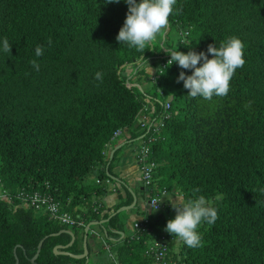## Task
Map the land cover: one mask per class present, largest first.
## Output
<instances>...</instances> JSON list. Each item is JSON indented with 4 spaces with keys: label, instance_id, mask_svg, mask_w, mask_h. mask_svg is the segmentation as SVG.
Returning <instances> with one entry per match:
<instances>
[{
    "label": "trees",
    "instance_id": "16d2710c",
    "mask_svg": "<svg viewBox=\"0 0 264 264\" xmlns=\"http://www.w3.org/2000/svg\"><path fill=\"white\" fill-rule=\"evenodd\" d=\"M173 7L169 29L139 52L116 41L128 11L124 0H0V187L12 196L0 200V264H15V258L31 264L40 241L35 264H84L53 249L70 242L67 234H54L72 230L75 241L66 251L81 254L85 228L60 226L19 205L13 196L20 189L50 194L85 226L108 219L100 226L106 238L119 239L112 231L124 232L123 213L110 215L133 198L127 190L103 212L105 180L120 181L113 169L123 146L110 158L106 149L123 134L124 146L145 139L138 121L146 112L163 128L149 147L156 167L153 187L140 193L143 202L161 189L178 191L186 202L199 189L196 196L218 211L213 225L198 227L203 247L181 241L174 264H264V0H176ZM232 36L245 45L246 64L234 73L226 97L192 98L177 83L181 71L191 70L175 63L161 68L170 58L167 49L206 53L208 45L219 47ZM5 37L11 54L3 51ZM37 45L44 48L40 57ZM151 74L158 76L155 84ZM83 205L88 210L81 214ZM142 214L151 233L118 240L119 264H151L144 240L172 236L164 230L175 218L168 200L157 212Z\"/></svg>",
    "mask_w": 264,
    "mask_h": 264
},
{
    "label": "clouds",
    "instance_id": "9594fccd",
    "mask_svg": "<svg viewBox=\"0 0 264 264\" xmlns=\"http://www.w3.org/2000/svg\"><path fill=\"white\" fill-rule=\"evenodd\" d=\"M124 2L128 6V11L124 24L116 36V41L120 45L127 44L129 48L145 52L146 46L156 39L158 33L169 29V17L174 13L173 6L176 0H139V2L124 0ZM111 3H120V0H106V4ZM47 43L51 46V38ZM177 47L165 50L170 56L167 66L170 67L175 63L181 69L191 70V75H186L184 71H181L177 83L183 82L184 88L188 90V96L192 98L201 96L205 100H211L214 95L226 97L230 90L229 82L234 73L246 64L243 58L245 45L235 36L228 37L220 43L219 47L208 45L206 53L189 51L185 54L178 51ZM3 51L11 54V45L6 37L3 40ZM43 52L44 48L37 45L36 57L42 56ZM209 55L211 59L208 58ZM29 63L35 71L40 70V64L36 59L30 60ZM95 78L102 82L103 74L98 72ZM199 191V189H194L193 197L195 198H189L186 202L183 197L178 198L176 202L168 200L175 211V218L167 221L164 230L191 249L203 247L198 227L204 223L211 226L219 218L217 209L205 196H196ZM158 205L155 211H158Z\"/></svg>",
    "mask_w": 264,
    "mask_h": 264
},
{
    "label": "built area",
    "instance_id": "2783aa9c",
    "mask_svg": "<svg viewBox=\"0 0 264 264\" xmlns=\"http://www.w3.org/2000/svg\"><path fill=\"white\" fill-rule=\"evenodd\" d=\"M169 59L170 58L165 59V62L161 64V68H164L167 65V61ZM160 72L161 69L158 70V73ZM157 77L158 76L155 74L150 75L152 84L156 83L155 80ZM169 109L170 98L167 99L162 106L163 111L161 119L166 120L169 118ZM144 111H146V109H144ZM154 121L155 120H151V113L148 114V112H146V114L140 115L138 124L140 125L141 131L144 132L145 139L137 142L133 153L140 173L141 186L142 188L146 189H149L154 185L152 176L156 167L154 162L150 160L149 147L157 140L160 131L163 128V123L161 120ZM119 134V131L115 132L114 137ZM105 185L110 187L111 183L108 180H105ZM11 197L12 196H8L6 192L0 187V200L10 201ZM166 197L167 192L165 189L158 190L156 194L151 196L149 200L144 203V212H157L155 211L156 206L160 203L158 205L159 210L161 203L166 199ZM13 198L18 201L19 205L29 207L36 212L45 213L49 221L55 222L60 226L76 229L86 228L84 221L78 214L72 215L64 211L61 204L54 200L50 194L44 191L20 189L14 194ZM131 229L132 233L129 235V239L131 240H138L141 235H150L151 233L148 220L144 214L141 215L140 220L132 224ZM175 238V236L161 235L159 237L151 236L150 238L144 240V255L150 259L151 264H174V262L169 260V254L171 250V244L177 239ZM104 246L107 247L108 258L111 260V264H119L115 259L114 254L108 250V245L106 246V244H104Z\"/></svg>",
    "mask_w": 264,
    "mask_h": 264
},
{
    "label": "crops",
    "instance_id": "0c3cea01",
    "mask_svg": "<svg viewBox=\"0 0 264 264\" xmlns=\"http://www.w3.org/2000/svg\"><path fill=\"white\" fill-rule=\"evenodd\" d=\"M127 137L128 136L126 134L120 135L118 137V139H116L114 141V143L112 145H109L106 149V155L108 158H110V155L115 150H117L118 148L123 146V148H121V150L119 151V153L117 155V159L114 163V169H113V172L118 176V179H120V181H114L115 182L114 184H111L110 187L108 186L109 193L107 195H105L103 198H101L102 206H104V210H103L104 213L107 211L110 212L114 206L119 204L120 198H123L125 196L124 195L125 191L130 190L132 192L134 185L136 184L135 183V176L137 175V173H139V170H138V166L135 162L133 153H134V148L136 147L137 143L133 144V142L130 141V142H127V144L124 146V142L126 141ZM138 186H139V191L141 192V190H140V189H142L141 183H138ZM113 189H114V191H113ZM174 195H175V197L173 198V197H171V195L168 194L166 197V200H169V201L173 200V202H176L177 201L176 198H180V196L178 195V191H175ZM137 203H138V199H137ZM143 207H144V205H143ZM129 211L130 210L121 211L120 213H126L127 214ZM138 213L139 212H135V213L132 212V214H134V216H136V217H135V219L131 220V222L129 223V226H126V229H127L126 231H124L125 226L123 227V231H124L123 237H125L126 235L128 236L132 233V229H131L132 224L134 222L138 221L136 219L138 218V216L141 215V214L139 215ZM122 224H123V222H122ZM100 236H101V241L102 240L105 241V242H102V246H103L102 249H104L105 252H107V247H105L104 244H106V246L108 245V250L112 254H114V256H115L116 251H117V245L119 242L118 240H120V238L114 239L113 241H109V240H107V238L104 237L102 230H101ZM111 243H113L114 245ZM87 244L89 247L88 264H90L89 257L91 254H93V256L95 257L94 259H95V262L97 261L96 263H98V264H109V262L107 260L106 261H103L100 259L98 260L97 254H100L101 251H99L100 249L97 248V246H96L97 243L93 239L88 238Z\"/></svg>",
    "mask_w": 264,
    "mask_h": 264
},
{
    "label": "rangeland",
    "instance_id": "374dc122",
    "mask_svg": "<svg viewBox=\"0 0 264 264\" xmlns=\"http://www.w3.org/2000/svg\"><path fill=\"white\" fill-rule=\"evenodd\" d=\"M125 71H127L128 73H131L133 70L132 68H127ZM127 73V74H128ZM143 88L144 89H147L149 88L148 84H144L143 85ZM133 145V144H132ZM131 145V146H132ZM139 170V169H138ZM135 185H134V188H133V191L137 193V197H138V203H137V209H133V210H130L127 214L126 213H123V227L125 226V230L126 231V226H129V223L131 222L132 219H135L136 216H134L133 213L135 212H139L141 215L142 213H144V202L143 200L141 199V196H140V191H139V186H138V183H141V179H140V173H137V175L135 176ZM171 197H175L174 194L171 195ZM178 198H176L177 200ZM143 202V203H142ZM79 212L82 214V213H87V210H88V207H86L85 205L81 206L79 208ZM139 214V215H140ZM141 215L138 216V218L136 220H140L141 219ZM135 221V220H134ZM90 232L91 233H88V238H91L93 239L96 243H97V248L100 249L99 251H101L100 254H97V257H98V260H103V261H108L109 264H111V260L108 259V252H105L104 249H102V242H105V241H101V236H100V233H101V230L98 226H91L89 228ZM126 235V234H125ZM81 236H82V233L77 231V237L81 239ZM176 239V238H175ZM99 240V241H98ZM108 243V242H107ZM113 244V243H111ZM114 245V244H113ZM181 246V242L180 240L176 239L172 244H171V250H170V255L169 257L172 259L171 261L174 262L175 260L174 259H178V254H179V248ZM95 257L93 256V254L90 255L89 257V262L90 264H98L95 262ZM176 262V261H175Z\"/></svg>",
    "mask_w": 264,
    "mask_h": 264
},
{
    "label": "water",
    "instance_id": "95a60500",
    "mask_svg": "<svg viewBox=\"0 0 264 264\" xmlns=\"http://www.w3.org/2000/svg\"><path fill=\"white\" fill-rule=\"evenodd\" d=\"M111 156H112V154L110 155V157ZM140 190L142 191L143 188L140 189ZM128 191L132 195V198H133L132 203L129 206H124V207L119 208L117 211H115L114 213H112L110 215V217L111 216H114V215H116L118 213H120L121 211L133 210L134 206L137 203V199H136V196L133 194V192H131L130 190H128ZM107 222H108V219L101 220L100 222L89 223L88 225H86V228L83 230V238H82V250H83V252L81 254H79V255H73V254H71V253H69V252L66 251V249L68 247H70L74 243V241H75V235H74V233H73L72 230H61L59 233L54 234V236H56V235H59V234L63 233V234H67L70 237V242H69L68 245H66V246H57V247H55L53 249L54 254L67 256V257H69L71 259H74V260H83L84 261V264H88V251H87V238L88 237L87 236H88L89 228L91 226H99L100 227L102 224H105ZM100 229L103 231L104 237L106 238L107 237L106 230L103 229L102 227H100ZM112 233H115V234L119 235V238L120 239H122V237H123V233H121V232L112 231ZM107 240L113 241V239H111V238L110 239H107ZM41 245H42V241H40L38 243L36 254L30 260L31 264H35L34 262H35V259L38 256V253L40 251ZM15 264H18L16 258H15Z\"/></svg>",
    "mask_w": 264,
    "mask_h": 264
}]
</instances>
